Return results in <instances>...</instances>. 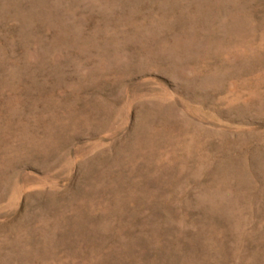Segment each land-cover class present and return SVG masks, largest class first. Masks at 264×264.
<instances>
[{
  "label": "rangeland",
  "instance_id": "1",
  "mask_svg": "<svg viewBox=\"0 0 264 264\" xmlns=\"http://www.w3.org/2000/svg\"><path fill=\"white\" fill-rule=\"evenodd\" d=\"M0 264H264V0H0Z\"/></svg>",
  "mask_w": 264,
  "mask_h": 264
}]
</instances>
